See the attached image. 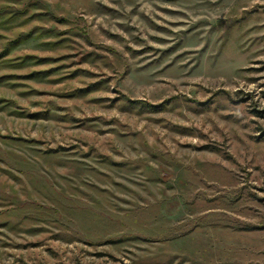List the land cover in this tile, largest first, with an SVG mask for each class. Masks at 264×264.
<instances>
[{"label": "rangeland", "instance_id": "rangeland-1", "mask_svg": "<svg viewBox=\"0 0 264 264\" xmlns=\"http://www.w3.org/2000/svg\"><path fill=\"white\" fill-rule=\"evenodd\" d=\"M0 264H264V0H0Z\"/></svg>", "mask_w": 264, "mask_h": 264}]
</instances>
